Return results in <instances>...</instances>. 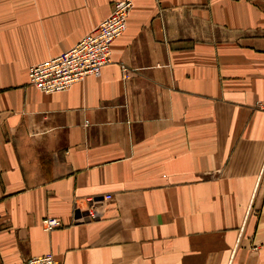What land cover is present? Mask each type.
I'll return each instance as SVG.
<instances>
[{
	"label": "crops",
	"instance_id": "crops-1",
	"mask_svg": "<svg viewBox=\"0 0 264 264\" xmlns=\"http://www.w3.org/2000/svg\"><path fill=\"white\" fill-rule=\"evenodd\" d=\"M117 1L0 0V264H264V0H134L98 75L29 83Z\"/></svg>",
	"mask_w": 264,
	"mask_h": 264
},
{
	"label": "built area",
	"instance_id": "built-area-1",
	"mask_svg": "<svg viewBox=\"0 0 264 264\" xmlns=\"http://www.w3.org/2000/svg\"><path fill=\"white\" fill-rule=\"evenodd\" d=\"M134 0L115 2L111 12L82 36L72 47L60 54L40 61L28 68L29 83L44 93L66 90L87 75H98L111 61V46L127 24ZM110 199V195L105 196ZM96 218L95 210H88ZM59 224L55 218L42 220L43 228L50 230ZM16 264H55L53 255L46 253L21 260Z\"/></svg>",
	"mask_w": 264,
	"mask_h": 264
},
{
	"label": "bare ground",
	"instance_id": "bare-ground-1",
	"mask_svg": "<svg viewBox=\"0 0 264 264\" xmlns=\"http://www.w3.org/2000/svg\"><path fill=\"white\" fill-rule=\"evenodd\" d=\"M87 209H89V208H87Z\"/></svg>",
	"mask_w": 264,
	"mask_h": 264
}]
</instances>
